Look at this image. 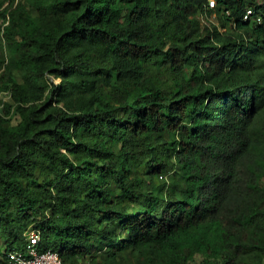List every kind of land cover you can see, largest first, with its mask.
<instances>
[{
	"label": "trees",
	"instance_id": "16d2710c",
	"mask_svg": "<svg viewBox=\"0 0 264 264\" xmlns=\"http://www.w3.org/2000/svg\"><path fill=\"white\" fill-rule=\"evenodd\" d=\"M9 1L0 261L264 264V0Z\"/></svg>",
	"mask_w": 264,
	"mask_h": 264
},
{
	"label": "built area",
	"instance_id": "2783aa9c",
	"mask_svg": "<svg viewBox=\"0 0 264 264\" xmlns=\"http://www.w3.org/2000/svg\"><path fill=\"white\" fill-rule=\"evenodd\" d=\"M216 6L215 0H209L210 8ZM264 12L256 13L253 8H248L244 14V19L255 17L258 22L263 20ZM201 20L203 22H215L216 15H209L207 13L202 14ZM27 244L24 248H13L8 252L9 264H64V261L59 252L47 249L41 250L39 243L41 239V233L36 228H31L26 232Z\"/></svg>",
	"mask_w": 264,
	"mask_h": 264
},
{
	"label": "rangeland",
	"instance_id": "374dc122",
	"mask_svg": "<svg viewBox=\"0 0 264 264\" xmlns=\"http://www.w3.org/2000/svg\"><path fill=\"white\" fill-rule=\"evenodd\" d=\"M26 1H27V0H15V3H16V4H17V3L24 4ZM9 2H11V1L6 0L5 5H8ZM27 7L30 9L31 14H32L33 16H35V15H36V12L32 9L31 5H29V4L27 3ZM0 9H2V8H0ZM4 22H5V21H4L2 18H0V36H1L2 32H3V31H2V25L4 24ZM8 55H9V49H8V47H7L4 43H2V45H1V47H0V56H1V57H7ZM15 76H16V79H17L18 81H21V77H20L17 73H16ZM52 81L58 83L60 80H59V78H56V77L53 76V75H51V80H50V79H46V80H45V84L47 85V91H49V88L51 87ZM2 99H6V94H2V93L0 94V103H1V100H2ZM14 121H15V120H14ZM141 170H142V171H145L143 167H142ZM154 180H155V183H156V184H160V183H163V182L168 181V180H169V177H168L167 174H161V175L156 176V177L154 178ZM6 243H7V242L5 241V239L0 238V249H1V250H5V249H6ZM0 264H6V263L0 261Z\"/></svg>",
	"mask_w": 264,
	"mask_h": 264
}]
</instances>
